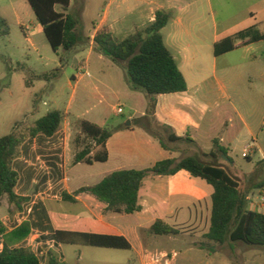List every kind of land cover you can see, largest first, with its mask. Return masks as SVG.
Returning <instances> with one entry per match:
<instances>
[{
	"label": "crops",
	"instance_id": "1",
	"mask_svg": "<svg viewBox=\"0 0 264 264\" xmlns=\"http://www.w3.org/2000/svg\"><path fill=\"white\" fill-rule=\"evenodd\" d=\"M203 1H205L206 6L195 7V3H202ZM180 2V0H139L132 5V0H122L121 3H123L126 10H120L121 8L118 7L116 13H113L116 15H113L112 18H110V3H107L98 23L96 25L92 24V29L88 32V35L80 33V41L69 53V63L71 65H81L84 56L88 58L93 54H96L97 60L101 61L103 56L93 48L92 38L96 32L106 28L114 38L119 39L117 36H124L126 33L130 35L136 29L144 28L153 21L154 13L157 10H164L170 14V19L160 33L186 82V91L184 92L156 96L154 107L150 112L148 98L144 92L131 90L129 87L120 92L124 99L136 105L137 109H134V115H131L127 120L129 122L128 126L107 128L112 130L113 133L105 142L106 161L86 164L90 166L99 164L92 185L99 183L112 172L129 169H150L156 162L167 158L180 159L185 156H193L204 163L221 166L227 171H229L228 166L233 165L229 157L217 151L213 145V140H216L220 147L226 136V134H223V138L220 137V134H222V117L219 110L221 103H219V100H226L227 98L223 93H217V90L210 89L204 81L196 78L198 76L193 68L198 64V61L203 60L201 52L204 44L210 45L213 54V45L227 37L232 40L233 50L216 57L213 54V57L218 58L240 51V59L252 63L253 55L250 53L252 46L264 40L258 39L255 41L254 38L264 35V32L260 34L253 30L256 27L255 17L264 12V0H258L247 8L253 20L252 25L248 27V31H251L250 36L239 38L238 41H235L238 34L218 37L227 29L223 28L224 21L221 17L217 19L213 17V32L209 43L196 41L195 33L184 21V15L188 14L190 17L200 16L206 9L209 11L210 16L211 0H188V3H185L183 7ZM175 9L181 10V12L183 9L185 10L178 14ZM32 29H37V33L42 32L40 25L38 28L34 26ZM198 31L200 34V30ZM199 40H201L200 37ZM61 69L62 67H60ZM80 69L81 67H79ZM39 76H33V78H41L48 84L49 77L47 75L45 77ZM95 81H98V79H95ZM29 86L34 89L32 82L29 83ZM68 86L71 87L72 92L63 111L58 108L54 109L60 111L63 116L60 130L49 138L37 135L35 138L25 139L19 148V157L12 162V168L19 176L15 187V193L18 196H29L25 188L18 190L21 177L28 181L33 177L31 170L23 165L20 162L21 160L33 162L34 158L41 155L56 164L59 175V172L63 173L64 169L63 158L71 125L79 124L80 121H87L98 127L106 128V120L103 119L102 112H99V110H96V114H93L90 120L81 119L78 113L77 115L72 113L73 111L78 112L80 107L88 104L87 99L91 97L92 89L96 88L92 87V80H85L83 75L79 73L72 74ZM58 99V95L54 94L53 100L56 105H58ZM228 103L230 102L228 101ZM228 105L229 108L227 107L225 112L228 117L224 124L227 125V123L232 122L230 117L232 113L241 120L242 128L246 129L248 134H251L248 125L239 117L236 109L230 104ZM136 118H143L144 120L151 118L153 122L166 131V138L170 134L180 138L181 140L172 143L182 144L187 147L189 152L179 157V153L175 149L167 145H165L166 149H163L156 137L143 130L140 139L137 138L132 144L129 143L126 139L128 133L126 131L133 130L132 121ZM22 123L18 120L11 121V131L15 127L20 128ZM233 127L232 124L227 126L225 132L231 128L233 129ZM46 140L53 141V144L48 146ZM142 144H144L146 151L142 149ZM96 150V148L92 150L90 155ZM253 150L256 151L254 147ZM210 153H213L214 156H211ZM71 156V164L76 165L72 163L74 154L72 153ZM244 175L247 176L248 173ZM233 177L239 178L238 176ZM61 182L62 188L57 195L47 196L45 199L34 202L29 201L22 206V212L15 213L11 217L8 215L9 204L6 196L0 197V223L6 229V232L13 230L24 221L28 222L30 226L28 236L16 244L15 247H27L36 254L34 247L30 248L31 241L36 238L34 246L38 247L40 255L36 254V256L38 260L42 257L43 263L48 250H52L60 261L65 262L63 245L59 244L55 238V231L57 230L122 236L130 245L128 250L134 251L142 260L146 257L148 246V237L143 238L142 233L143 231L149 232V228L156 220H160L177 230L178 233L172 235L173 237H179V235L184 237L185 233L191 231L193 234L199 233L200 239L206 241L203 235L209 227L213 189L204 180L192 177L186 171L180 170L169 176H156L153 174L145 178L138 190L137 203L140 206V211L132 214L106 211L102 203L86 194L74 196V203L62 201V192L72 195L80 187L92 185H79L71 189L64 177ZM263 185L264 173L249 176L247 187L244 191L242 190L245 194L247 210L259 212L264 208V200L261 199L264 197ZM66 204L74 205L77 208L74 210L68 209L65 206ZM31 205V211H25L26 207ZM192 209H194V214H192ZM185 228L188 229L185 230ZM151 235L154 234L150 233L149 237ZM3 240V235H0V250ZM207 243L203 247L194 244L190 246L191 248L207 250L210 255L221 250V244L209 241ZM40 263L42 262L40 261Z\"/></svg>",
	"mask_w": 264,
	"mask_h": 264
},
{
	"label": "rangeland",
	"instance_id": "2",
	"mask_svg": "<svg viewBox=\"0 0 264 264\" xmlns=\"http://www.w3.org/2000/svg\"><path fill=\"white\" fill-rule=\"evenodd\" d=\"M121 1L70 0L66 12L78 17L79 33L88 35L92 24L96 25L102 17L107 3H110V18L116 15L113 13H116L118 7L121 8L120 10H126ZM136 1L139 0H132V5ZM180 1L182 7L188 3V0ZM256 1L258 0H211L210 16L209 11L204 9L202 15L199 13L200 16L184 15V21L195 33L196 41L209 43L213 32L212 18L221 17L224 21L223 28L227 31L218 37L238 34V37L235 35L237 38L235 41H238L239 38L251 35L248 27L252 25L253 20L247 8ZM197 6H206V3L205 1L195 3V7ZM175 12L182 13L178 9H175ZM0 17L9 26V36L0 37V136L11 132L10 122L13 120L23 122L18 129L20 133L26 135L27 128L48 111L57 108L63 111L72 92L71 87L68 86L70 75L77 73L82 74L85 80H92V87L96 88L92 89L91 97L87 99L88 104L80 107L78 112L73 111V115L78 113L81 119L90 120L92 119L90 117L96 114V110H99L102 112L103 119L106 120L105 127L109 129L124 127L129 117L134 115L133 111L137 109V106L125 100L120 93L128 88L125 69L122 66L113 63L105 56L103 60H97L96 54H93L88 58L84 56L81 65H71L68 62L60 70L58 59L64 53L58 50L55 54L43 32L37 33V29H32L34 26L38 28L39 24L25 0H0ZM255 18L256 27L253 30L261 34L264 32V12ZM127 35L128 33L117 37L121 39ZM202 48L203 60L198 61L193 69L198 76L196 78L204 81L210 89L217 90V93H223L227 98L219 100L222 117L220 137L223 138L222 135L226 134L220 147L233 163V165H227L229 167L227 172L239 177L237 180L240 189L244 191L250 175L264 173V40L252 46L250 52L253 55L252 63L242 61L240 51L214 58L209 44H204ZM79 67H81L80 70ZM39 75H47L48 84L41 78H33ZM30 82L34 84V89L30 88ZM54 94L58 95V105L54 103ZM228 104L236 109L239 117L248 125L251 134L242 128L241 120L232 113L230 114L232 122L224 124L228 117L225 115L227 107L229 108ZM118 107L122 109L121 114L116 113ZM137 119L139 118L132 121L133 130L126 131L128 132L126 139L131 144L135 139H140L142 130L147 132L137 123ZM143 122L149 126L151 132L163 139L165 145L175 149L179 157L189 152L182 144L169 142L166 139V131L151 118ZM231 124L234 125L233 129L225 132L227 126ZM46 141L48 146L53 144V141ZM67 143L63 158L64 169L63 173L59 172V175L56 164L41 155L34 158L33 162L20 161L32 172L33 177L30 181L21 177L18 185V190L25 188L30 201L57 195L62 188L63 177L71 189L79 185H92L99 164L92 166L83 163L71 164L72 153L75 154L85 146L95 149L93 143L79 133L78 123L71 125ZM142 149L146 151L144 144ZM244 152L249 161L242 156ZM246 173H248L247 176L244 175ZM65 206L73 210L77 208L70 204ZM31 209L32 205L26 207L25 211H31ZM259 212L264 213V208ZM142 235L143 238L148 237L146 255L166 253L167 262L159 258L154 262L148 257L142 260L132 250L63 245L65 262L67 264H264V246L245 245L240 241L232 244L227 240L221 244L220 251L210 255L207 250L191 248V244L199 247L208 244L200 239L199 233L193 234L189 231L183 235L184 237L181 235L179 237L172 235L149 237L150 233L143 231ZM34 241L36 238L31 241L30 248L34 247V251L40 256ZM173 252L176 255L171 258ZM39 260L43 263L42 257Z\"/></svg>",
	"mask_w": 264,
	"mask_h": 264
},
{
	"label": "trees",
	"instance_id": "3",
	"mask_svg": "<svg viewBox=\"0 0 264 264\" xmlns=\"http://www.w3.org/2000/svg\"><path fill=\"white\" fill-rule=\"evenodd\" d=\"M26 1L52 51L55 54L58 50L63 51L64 54L58 59L62 67L69 62L70 51L80 41L79 19L76 15L66 12L70 0ZM169 19L168 12L157 10L151 23L144 28L136 29L123 39L114 38L106 28L96 32L92 38L93 48L97 53L108 57L113 63L125 69L128 87L131 90H140L145 93L148 98L149 112L154 107L156 96L186 91L183 75L160 33ZM8 36L9 26L0 17V37ZM258 39H264V35L254 38L255 41ZM231 50H233V43L229 37L213 45L215 57ZM39 77H45V75ZM62 118L60 111L51 110L28 127L26 135L20 133L15 127L9 134L0 136V197L6 196L10 217L22 212V206L30 201L29 196H18L15 193L19 176L12 168V162L19 157L21 144L25 139L35 138L37 135L47 138L53 136L60 130ZM143 120L140 118L136 121L158 139L163 149H166L163 139L151 132ZM79 133L89 139L97 150L90 155L93 148L85 146L74 154L72 163L105 162L107 159L105 142L113 131L87 121H80ZM166 139L169 142L181 140L173 134ZM213 145L217 151L226 156L216 140H213ZM210 155L214 156L213 153ZM245 159L250 160L248 156ZM180 170L186 171L192 177L204 180L213 189L209 227L203 235L206 242L222 244L228 240L231 243L240 241L245 245L264 246V214L246 209L245 194L240 189L238 180L223 167L204 163L193 156L180 159L167 158L156 162L150 169L115 171L106 175L95 185L80 187L72 195L62 192L61 200L74 203V196L86 194L102 203L106 211L132 214L140 211L137 203L138 190L145 178L153 174L169 176ZM29 230L30 226L26 221L9 232H6L0 223V235H3L4 239L0 250V264H67L60 261L52 250L47 251L45 262L40 263L29 248L15 247L28 236ZM149 232L158 236L178 233L177 230L160 220H156L151 225ZM55 238L61 245L121 250L130 248L128 241L122 236L57 230Z\"/></svg>",
	"mask_w": 264,
	"mask_h": 264
},
{
	"label": "built area",
	"instance_id": "4",
	"mask_svg": "<svg viewBox=\"0 0 264 264\" xmlns=\"http://www.w3.org/2000/svg\"><path fill=\"white\" fill-rule=\"evenodd\" d=\"M116 113H117V114H121V113H122V109H121V107H118V108L116 109ZM242 156H243L244 158H246V157H247V154L244 152V153H242ZM261 199L264 200V197H262ZM35 255H36V254H35ZM175 255H176V253L173 252L172 255H171V258L175 257ZM36 257H37V256H36ZM146 257H148L150 260L156 262V261H158V258H159V259H164V260L166 261V259H167L168 256H167L166 253H158V254H155L154 256L147 254ZM166 262H167V261H166Z\"/></svg>",
	"mask_w": 264,
	"mask_h": 264
},
{
	"label": "water",
	"instance_id": "5",
	"mask_svg": "<svg viewBox=\"0 0 264 264\" xmlns=\"http://www.w3.org/2000/svg\"><path fill=\"white\" fill-rule=\"evenodd\" d=\"M125 125L128 126L129 125V122L127 121Z\"/></svg>",
	"mask_w": 264,
	"mask_h": 264
}]
</instances>
